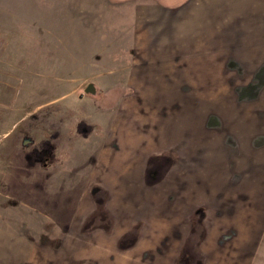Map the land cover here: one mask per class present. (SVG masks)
<instances>
[{"label": "rangeland", "instance_id": "rangeland-1", "mask_svg": "<svg viewBox=\"0 0 264 264\" xmlns=\"http://www.w3.org/2000/svg\"><path fill=\"white\" fill-rule=\"evenodd\" d=\"M145 1L0 0V264H198L199 255L187 247L181 252L175 237L180 222L164 250L165 214L147 221L162 236L149 228V237L133 250L135 228L109 238L108 247L100 241L108 191L93 189V201L100 202L93 214L85 212L86 201L92 203L85 187L101 162L91 153L104 129L100 118L106 122L122 106L133 108V92L120 86L127 84L125 71L136 56L146 58L143 63L151 58L143 42L146 13H139L145 6H138ZM196 1L206 7V24L221 39L222 46L215 47H222V70L230 58L237 60V74L221 70V104L245 105L241 124L226 127L230 140L219 143L224 161L238 167L233 178L238 186H225L234 170L222 166L220 191L204 188L209 193L203 191L204 198L220 192L239 193V201L253 197V212L262 221L261 235L254 236L263 242L243 264H264V125L256 124L258 116L264 119V0ZM89 85L95 93L87 91ZM120 115L126 118L125 111ZM205 148L219 149L208 141ZM152 159L157 179L172 159ZM213 170H218L214 158L204 163L196 181L202 175L213 179ZM161 197L153 203L155 213L166 209L164 191Z\"/></svg>", "mask_w": 264, "mask_h": 264}, {"label": "crops", "instance_id": "crops-1", "mask_svg": "<svg viewBox=\"0 0 264 264\" xmlns=\"http://www.w3.org/2000/svg\"><path fill=\"white\" fill-rule=\"evenodd\" d=\"M148 1L138 6H145L139 13H146L148 31L143 42L150 47L148 56L151 58H148L149 64L143 63L147 59L138 55L125 71L127 84L120 86L130 89L124 93L133 92V108L121 107L126 118L121 120L123 111L120 109L114 119L104 122L100 118L98 126L104 129L100 130V137L93 140L91 153L101 157V164L98 163V169L95 166L87 181L85 194L88 190L87 197L92 198V203L86 201L85 212L93 214L100 202L93 201L97 198L96 191L92 195L93 189L109 192L104 202L108 214L99 219L102 228L98 230L102 231L99 237L106 247L110 244L109 238L113 241L122 235L123 229L124 232L130 228L137 231L129 245L133 250L138 244L140 246L142 238L149 237V228L162 236L157 226L152 228L147 221L165 214V251L166 237H172L176 223L180 222V236L176 233L175 237L180 238L181 252L187 247L190 254L199 255L198 264L249 263L254 249L263 242L256 237L261 235L262 221L253 212V197L239 201L243 197L239 193L232 197L220 192L205 199L203 194L204 191L209 195L205 189L220 191L222 166L234 170L225 186L230 189L238 186L239 181L233 179L238 167L224 161L227 155H222L219 146L220 141L230 140L226 127L240 125L241 118H245L240 110V106L245 105L239 102L229 106L230 101L222 105L220 101L221 93H225L221 84L222 71L237 74V60L230 58L223 64L226 70H222V47H215L222 46L221 39L213 36V27L206 24L207 9L196 0ZM204 3L207 4V0ZM211 5L213 3L208 8ZM206 29L210 31L208 36ZM140 39L142 42L141 36ZM206 47L208 49L201 53ZM262 118L258 116L256 124L263 126ZM81 137L91 142L89 135ZM206 141L213 142V148L219 149L206 150ZM152 158L172 159L163 170H158L161 175H157V179L153 176L157 162ZM213 158L214 167L218 166V170H213L215 177L206 179L202 175L203 179L196 181L195 176L202 174L204 163ZM161 191H164L166 209L155 213L153 203L161 197ZM101 198L103 201L105 196ZM173 211L179 215L173 216ZM190 235L193 241L189 240ZM235 245L238 246L236 252Z\"/></svg>", "mask_w": 264, "mask_h": 264}, {"label": "water", "instance_id": "water-1", "mask_svg": "<svg viewBox=\"0 0 264 264\" xmlns=\"http://www.w3.org/2000/svg\"><path fill=\"white\" fill-rule=\"evenodd\" d=\"M87 91L88 92H92V93H95L96 92V87L94 85H89L87 87Z\"/></svg>", "mask_w": 264, "mask_h": 264}]
</instances>
